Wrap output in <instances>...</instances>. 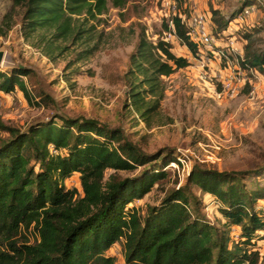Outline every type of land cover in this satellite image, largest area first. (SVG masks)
Listing matches in <instances>:
<instances>
[{
  "label": "trees",
  "instance_id": "obj_1",
  "mask_svg": "<svg viewBox=\"0 0 264 264\" xmlns=\"http://www.w3.org/2000/svg\"><path fill=\"white\" fill-rule=\"evenodd\" d=\"M173 16V34L195 56L204 49L188 36V24L179 11ZM21 8L20 32L51 60L73 51L68 66L87 60L98 50L102 16L110 8L126 9L128 0H12ZM246 0L229 19L216 20L215 33L224 32ZM163 29H168L163 22ZM9 26V25H8ZM138 27L136 43L123 75L127 90L124 106L150 125L160 109L168 77L190 62L172 51L169 42L151 40ZM213 32V31H212ZM3 33V32H1ZM252 33L244 38L239 65L264 74V46L254 47ZM206 51V50H205ZM226 66L229 56L221 57ZM24 66L0 69V91L21 90L32 95ZM41 105L48 100L39 94ZM0 143V264H116L109 250L122 243L121 264H264L255 249L264 232V182L257 178L264 167L250 172L219 171L193 164L185 184L167 191L158 204L141 215L129 205L142 199L168 176L166 167L178 152L161 148L143 152L118 127L93 118L56 114L21 130L3 126ZM61 151L52 154L49 146ZM111 172L106 176V171ZM126 172L120 175L119 172ZM78 173L81 192L66 188L65 180ZM214 197L222 217L216 227L199 210L190 187ZM238 228L234 240L231 229ZM34 231V241L22 231Z\"/></svg>",
  "mask_w": 264,
  "mask_h": 264
},
{
  "label": "rangeland",
  "instance_id": "obj_2",
  "mask_svg": "<svg viewBox=\"0 0 264 264\" xmlns=\"http://www.w3.org/2000/svg\"><path fill=\"white\" fill-rule=\"evenodd\" d=\"M181 1L178 9L186 19L193 12L208 16L207 30L213 31L217 39L215 46L204 51L201 58L193 55L175 36L166 37L162 33L161 0H128L126 9L110 8L102 16L99 28L103 36L96 53L68 66L73 51L55 60L46 57L22 36L21 8L14 7L12 0H0V49L5 52L7 62L0 69L30 68L31 75L23 79L33 100H28L18 88L11 93L0 91V143L8 136L3 126L24 130L32 123L61 114L93 118L109 127H118L125 138L143 152L161 148L178 152V155L192 152L197 156L196 164L219 171L250 172L264 167V74L239 65L247 44L245 33H252L255 48L264 46V0H253L255 12L242 20L236 17L228 21L224 32L218 33H215L217 26L213 17L221 22L223 18L229 19L246 0ZM175 3L177 6V1ZM134 22L146 28L151 40L160 36L167 38L172 51L190 62L187 67L163 77L160 109L151 118L150 125L124 106L127 87L123 75L138 32V27L133 34L129 31V25ZM220 51L229 56L226 66L218 55ZM229 74L235 78L234 82L237 80L238 90L232 95H219L220 78ZM40 93L46 94L48 100L39 106L35 103L40 102ZM166 171L165 180L129 207L143 215L148 206L158 204L171 188L185 184L187 176H178L177 170L172 168ZM110 172L106 171V176ZM254 181L264 182V175L255 179L245 175L244 182L248 186ZM64 184L81 192L78 173ZM190 192L198 199L200 212L220 228L222 217L217 204L209 203L210 198L205 199L196 187H190ZM22 234L30 242L34 241L33 230L22 231ZM258 234L255 249L264 257V232ZM109 253L115 256L116 264L122 263V243L113 246Z\"/></svg>",
  "mask_w": 264,
  "mask_h": 264
},
{
  "label": "built area",
  "instance_id": "obj_3",
  "mask_svg": "<svg viewBox=\"0 0 264 264\" xmlns=\"http://www.w3.org/2000/svg\"><path fill=\"white\" fill-rule=\"evenodd\" d=\"M161 4L163 5V22L167 23L168 29L162 31L166 37H174L172 28H173V16L177 13V6L176 3L173 0H161ZM254 5L246 6L243 8V10L239 13L237 16L240 20L246 18L247 16L251 15L253 12H255ZM208 20V16L201 12H193L190 14V17L187 21L188 24V36L190 39L198 43L200 47H202L205 50H208L215 46L216 44V37L215 35L207 30L206 22ZM161 38L165 41H167V38ZM168 42V41H167ZM206 54L209 53V51L205 52ZM219 57H227V55L220 51L218 54ZM242 58V56H240ZM230 61V60H229ZM236 77V74H235ZM220 85L222 90L220 91L219 95L227 94L232 95L238 90V85L235 84L237 80L234 82V77L229 75L221 76L220 78ZM50 152L52 154H59L61 151L54 149L52 145L49 146ZM197 156H195L192 152H180V154L177 156V160L174 162H171L166 168H172L177 170L178 176L184 177L187 176L192 165L195 163ZM210 196V195H209ZM262 207L264 208V200L260 201ZM209 203L215 204L214 197L210 196ZM231 235L234 240L239 239V231L238 228L233 227L231 229Z\"/></svg>",
  "mask_w": 264,
  "mask_h": 264
},
{
  "label": "water",
  "instance_id": "obj_4",
  "mask_svg": "<svg viewBox=\"0 0 264 264\" xmlns=\"http://www.w3.org/2000/svg\"><path fill=\"white\" fill-rule=\"evenodd\" d=\"M4 56H5V52L2 49H0V66H1V61Z\"/></svg>",
  "mask_w": 264,
  "mask_h": 264
},
{
  "label": "bare ground",
  "instance_id": "obj_5",
  "mask_svg": "<svg viewBox=\"0 0 264 264\" xmlns=\"http://www.w3.org/2000/svg\"><path fill=\"white\" fill-rule=\"evenodd\" d=\"M7 65V62H6V56L3 57L2 61H1V67H4Z\"/></svg>",
  "mask_w": 264,
  "mask_h": 264
},
{
  "label": "crops",
  "instance_id": "obj_6",
  "mask_svg": "<svg viewBox=\"0 0 264 264\" xmlns=\"http://www.w3.org/2000/svg\"><path fill=\"white\" fill-rule=\"evenodd\" d=\"M204 198L206 199H209L210 198V196L208 195V194H204ZM210 200V199H209ZM209 200H208V202H209Z\"/></svg>",
  "mask_w": 264,
  "mask_h": 264
}]
</instances>
